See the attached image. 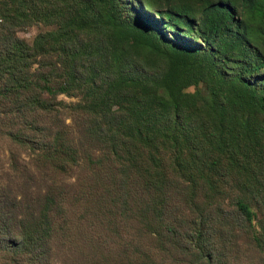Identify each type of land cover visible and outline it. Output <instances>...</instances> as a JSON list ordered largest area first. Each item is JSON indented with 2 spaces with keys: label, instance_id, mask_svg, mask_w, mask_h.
Listing matches in <instances>:
<instances>
[{
  "label": "trees",
  "instance_id": "obj_1",
  "mask_svg": "<svg viewBox=\"0 0 264 264\" xmlns=\"http://www.w3.org/2000/svg\"><path fill=\"white\" fill-rule=\"evenodd\" d=\"M211 8L215 20L196 43L171 37L166 22H153L127 0H0V126L24 118L6 134L15 144L37 142L40 173L93 162L102 188L90 200L112 196L155 241L165 230L167 187L177 179L193 192L229 186V213L254 221L246 199H264V58L244 34L213 32L228 29L236 12L229 4ZM34 24L56 28L32 44L16 34ZM35 63L41 68L33 71ZM200 82L208 100L187 90ZM60 93L78 97L68 108L86 117V132L101 145L87 156L62 129L38 120L59 111L53 97ZM48 190L44 202L14 212L0 203V264H54L56 196ZM140 241L137 260L148 254ZM195 249L212 262L204 246Z\"/></svg>",
  "mask_w": 264,
  "mask_h": 264
},
{
  "label": "rangeland",
  "instance_id": "obj_2",
  "mask_svg": "<svg viewBox=\"0 0 264 264\" xmlns=\"http://www.w3.org/2000/svg\"><path fill=\"white\" fill-rule=\"evenodd\" d=\"M127 1L153 22H166L171 37L176 34L184 42L196 43H202L200 29L215 20L211 7L219 3L229 4L235 9V20L228 29L223 27L213 32L224 34L230 29L228 35L244 34L251 47L264 58V0ZM55 28V25L34 24L16 31V34L32 44L39 32ZM38 67L39 64L35 63L33 71ZM45 67L48 69L51 65ZM187 90L199 91L205 100L210 98L204 82ZM44 97L49 96L45 94ZM53 99L58 103L59 111L39 117L43 128L62 129L66 137L73 140L81 156L101 147L86 132V117L68 108L78 101V97L60 93ZM29 114L32 119L37 117L33 112ZM23 119L10 116L0 126V203L10 206L14 212L21 205L35 204L40 198L44 202L45 194L51 188L56 196L54 208L58 222V231L51 245L54 264H264L263 198L246 199L256 214L254 221L250 222L229 213L232 209L228 206V199H223L224 194L231 191L229 186L222 187V183L216 182L226 192L207 193L199 189L193 192L180 179L171 181L164 211L165 230L155 241L156 235L152 232L148 235L138 231L140 217L134 212L127 211L124 216L120 213L110 201L112 196L108 199L102 194L99 202L90 200L102 188L92 176L93 162L70 167L67 172L57 175L40 173L34 167L37 142L15 144L6 134L10 128L20 126ZM42 132L48 134L49 130ZM139 195L147 198L145 194ZM139 239L143 240L140 245L144 244L148 254L137 260L135 244ZM197 245L204 246L212 254V262L198 253Z\"/></svg>",
  "mask_w": 264,
  "mask_h": 264
}]
</instances>
